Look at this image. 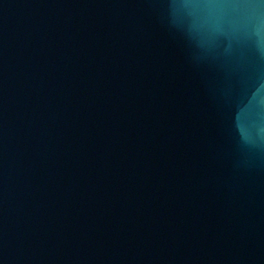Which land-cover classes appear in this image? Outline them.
<instances>
[{
  "label": "water",
  "instance_id": "water-1",
  "mask_svg": "<svg viewBox=\"0 0 264 264\" xmlns=\"http://www.w3.org/2000/svg\"><path fill=\"white\" fill-rule=\"evenodd\" d=\"M0 264H264V0H0Z\"/></svg>",
  "mask_w": 264,
  "mask_h": 264
}]
</instances>
